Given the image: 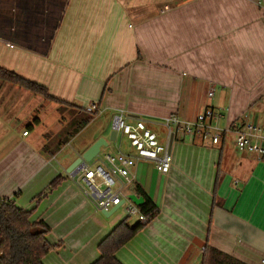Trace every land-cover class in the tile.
<instances>
[{"label": "crops", "instance_id": "crops-1", "mask_svg": "<svg viewBox=\"0 0 264 264\" xmlns=\"http://www.w3.org/2000/svg\"><path fill=\"white\" fill-rule=\"evenodd\" d=\"M0 68L58 100L0 81V199L33 209L31 220L49 227L52 248L42 264H92L98 244L127 216L122 207L121 217L106 219L68 168L99 139L112 152L101 148L90 167L105 165V155L137 157L123 132L111 140L117 115L131 129L141 123L166 148L172 115L189 122L209 108L221 114L220 129L264 126V0H0ZM89 104L101 115L66 143L80 139L77 146L61 160L66 145L49 155L46 145L64 138L59 121L66 127L76 118L71 111ZM58 107L71 111L60 117ZM43 108L56 125L49 140L46 129L36 134L29 125H42L35 116ZM169 155L165 175L146 160L130 170L159 214L117 251V261L201 264L209 246L261 264L264 158L239 152L232 133L214 146L173 138Z\"/></svg>", "mask_w": 264, "mask_h": 264}, {"label": "built area", "instance_id": "built-area-1", "mask_svg": "<svg viewBox=\"0 0 264 264\" xmlns=\"http://www.w3.org/2000/svg\"><path fill=\"white\" fill-rule=\"evenodd\" d=\"M207 95L209 98L213 97V88L208 90ZM84 109L88 114L99 113L96 104H89ZM220 118V113L207 108L193 121H182L172 115L164 123L173 138L206 142L213 146L218 145L227 133H232L239 152L254 154L258 159L264 158V126L245 123L220 129L216 125ZM112 130L116 133L121 131L128 136L137 157L121 152L105 155V165L98 164L93 169L86 163L78 169L76 175L84 186L83 193L93 201L97 211L116 212L123 207L127 217H136L137 221L145 224L147 219L138 210L143 198L135 192L136 178L131 175L130 170L134 168L137 160H146L153 163L158 173L165 175L170 167V155L167 148L158 143L156 135L145 130L141 123L131 129L124 125L121 115H117L112 120ZM26 134L24 132L23 135ZM261 264H264V258Z\"/></svg>", "mask_w": 264, "mask_h": 264}, {"label": "trees", "instance_id": "trees-1", "mask_svg": "<svg viewBox=\"0 0 264 264\" xmlns=\"http://www.w3.org/2000/svg\"><path fill=\"white\" fill-rule=\"evenodd\" d=\"M0 81L25 89L33 94L43 97L47 101L58 100L50 97L46 89L33 83L16 73L0 68ZM68 105V104H60ZM76 118L69 124V131L53 149L46 145L45 151L53 155L60 147L66 145L81 129L90 123L97 113L88 114L83 108H74ZM61 177L53 180L41 195L50 193L61 183ZM135 192L143 198L139 205V213L146 217L147 222L142 224L137 221L134 225L128 224V218H124L109 232L98 244L99 258L92 264H120L115 254L128 243L138 232L159 214V209L151 198L139 187ZM32 210H24L17 207L13 200L0 199V264H42V259L51 250L46 236L50 232L49 227L42 221H32ZM201 264H244L231 256L221 253L216 249L205 246L202 251Z\"/></svg>", "mask_w": 264, "mask_h": 264}, {"label": "rangeland", "instance_id": "rangeland-1", "mask_svg": "<svg viewBox=\"0 0 264 264\" xmlns=\"http://www.w3.org/2000/svg\"><path fill=\"white\" fill-rule=\"evenodd\" d=\"M50 106H53V104H48L47 105V107H50ZM58 109H60L59 107H58ZM46 108H43V110L41 111V114H39V112L38 113H36V119H38V120H40V119H42L43 120V123H42V125H40L39 127H38V124H36V123H38V122H36V123H34L33 124V122H29V125H31L33 128H35V130H36V134H38V130H42V131H44L45 129H46V131H45V134H47V133H49V134H47L45 137V139L46 140H49V138H50V134H53L54 132H55V129H56V125H54L55 124V122L51 119V116H50V112H48V113H46ZM71 110H68V109H63V108H61L60 109V111H59V115H60V117H61V115H63L64 114V116H67V113H69ZM76 113V111L75 110H72L71 111V114H75ZM101 115V113H99V115L98 116H100ZM40 118V119H39ZM98 121H103V118L102 119H100V120H98ZM64 124H65V121L64 120H60L59 121V123H58V127H59V125H60V130H61V128L63 129V130H61V137H64V134H66L68 131H69V126H68V124L66 125V127H63L64 126ZM112 124V123H111ZM27 124H21V126L18 128V131H19V133H21L22 131H26V133H28L27 131H29V130H27V129H29L28 128V126H26ZM91 130H94V127H92L91 129H88V132L89 131H91ZM30 131H32V130H30ZM118 134V138L120 137V132H117ZM161 142H162V144L164 143V140H165V138H166V132L164 131V132H162L161 134ZM80 139H76V141H72L71 142V144H68V145H66V146H64V148H63V150L61 151V153H59V155H58V158L60 159V158H63V156H65L67 153H69L70 151H72V148H75L76 146H77V143H78V141H79ZM121 141H122V147L123 148H127L128 147V145H129V142L127 141V139H126V136L125 135H123L122 137H121ZM184 141H187V140H184ZM175 142H177V141H175ZM52 144H50L49 146H51ZM55 145V144H54ZM48 146V145H47ZM53 146V145H52ZM102 152H112L111 151V149H107V148H102ZM111 155H113V154H111ZM103 156V153H101V154H99L98 155V157L100 158V157H102ZM97 157V159H99ZM97 159H94L92 162H90L89 163V165L90 164H93ZM61 160V159H60ZM97 166V164H94V165H92L91 167L94 169L95 167ZM81 182V181H80ZM123 211H122V209H120V210H118V211H116V212H114L110 217H108V218H106V219H108V220H110V219H113V218H117V217H121V213H122ZM126 218V217H125ZM124 218H122V219H120L119 221L121 222L122 220H123ZM120 222H118V223H120ZM128 224L130 225V226H132V225H134L136 222H137V219H136V217H129L128 218ZM117 223V224H118ZM116 224V225H117Z\"/></svg>", "mask_w": 264, "mask_h": 264}, {"label": "water", "instance_id": "water-1", "mask_svg": "<svg viewBox=\"0 0 264 264\" xmlns=\"http://www.w3.org/2000/svg\"><path fill=\"white\" fill-rule=\"evenodd\" d=\"M115 135H116V132L112 130L111 140H114ZM172 142H173V134H171L170 138H169V143H168V147H167L168 154H170ZM106 146H107V143L103 139L97 140L92 146H90V148H88L79 158H77L71 164V166L67 170V174H69L71 176L75 175L77 173L78 169L82 165L92 162L99 155L100 149L102 147H106ZM102 213L106 217H109L110 215H112V211L108 212V213H104V212H102Z\"/></svg>", "mask_w": 264, "mask_h": 264}, {"label": "bare ground", "instance_id": "bare-ground-1", "mask_svg": "<svg viewBox=\"0 0 264 264\" xmlns=\"http://www.w3.org/2000/svg\"><path fill=\"white\" fill-rule=\"evenodd\" d=\"M77 174V173H76ZM108 213V212H107ZM112 213H114V212H112Z\"/></svg>", "mask_w": 264, "mask_h": 264}]
</instances>
